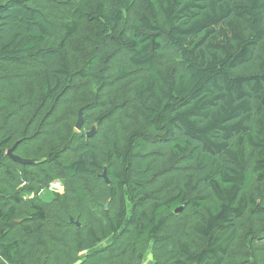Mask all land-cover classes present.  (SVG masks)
<instances>
[{
    "label": "trees",
    "instance_id": "obj_1",
    "mask_svg": "<svg viewBox=\"0 0 264 264\" xmlns=\"http://www.w3.org/2000/svg\"><path fill=\"white\" fill-rule=\"evenodd\" d=\"M148 258L264 264V0H0V264Z\"/></svg>",
    "mask_w": 264,
    "mask_h": 264
},
{
    "label": "water",
    "instance_id": "obj_2",
    "mask_svg": "<svg viewBox=\"0 0 264 264\" xmlns=\"http://www.w3.org/2000/svg\"><path fill=\"white\" fill-rule=\"evenodd\" d=\"M83 122H84L83 110L80 109V111H79L78 121H77V124H76V129H77L78 131H81V130H82V128H83ZM96 132H97L96 126H93L91 130H88V131L86 132V135H87L88 137H91V136H93ZM13 151H14V147L8 151V154H9L14 160H16V161H18V162H21V163H23V164H31V163H35V162L38 161L37 159L22 158V157H20V156H18V155H16V154H14ZM102 176H103V178L105 179V181H106L108 184H110V180H109V178H108V176H107V169L104 170V172L102 173ZM106 207H108V204L106 205ZM182 210H183V206L179 207V208L176 210V212H179V211H182ZM70 220H71V222H73V221H74L73 217H71ZM76 224H77V226H80V222L77 221Z\"/></svg>",
    "mask_w": 264,
    "mask_h": 264
},
{
    "label": "rangeland",
    "instance_id": "obj_3",
    "mask_svg": "<svg viewBox=\"0 0 264 264\" xmlns=\"http://www.w3.org/2000/svg\"><path fill=\"white\" fill-rule=\"evenodd\" d=\"M143 264H150V258L146 259Z\"/></svg>",
    "mask_w": 264,
    "mask_h": 264
},
{
    "label": "built area",
    "instance_id": "obj_4",
    "mask_svg": "<svg viewBox=\"0 0 264 264\" xmlns=\"http://www.w3.org/2000/svg\"><path fill=\"white\" fill-rule=\"evenodd\" d=\"M56 186H58V185H56ZM59 187V186H58Z\"/></svg>",
    "mask_w": 264,
    "mask_h": 264
}]
</instances>
